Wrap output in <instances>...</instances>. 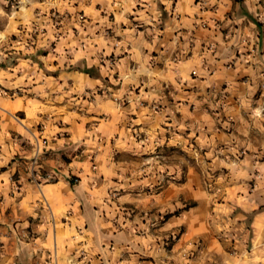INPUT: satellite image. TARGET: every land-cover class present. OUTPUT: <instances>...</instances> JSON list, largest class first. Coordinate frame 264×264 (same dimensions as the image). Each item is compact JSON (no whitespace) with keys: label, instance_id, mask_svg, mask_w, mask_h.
Masks as SVG:
<instances>
[{"label":"crops","instance_id":"obj_1","mask_svg":"<svg viewBox=\"0 0 264 264\" xmlns=\"http://www.w3.org/2000/svg\"><path fill=\"white\" fill-rule=\"evenodd\" d=\"M63 8L72 14L60 40L37 56L48 71L20 63L3 71L2 86L21 92L0 96V264H165L161 251H96V176L117 173L113 153L188 139L206 144L210 168L230 178L224 202L198 194L165 227H184L176 247L200 241L198 251H175L190 258L172 264H264V149L246 150L245 135L248 104L264 94V0H64ZM95 90L92 102L82 96ZM211 109L242 136L217 130ZM34 135L46 139L42 166L56 176L39 186L21 166ZM235 146L244 151L233 169ZM195 174L189 168L184 184ZM224 219L231 243L216 237Z\"/></svg>","mask_w":264,"mask_h":264},{"label":"rangeland","instance_id":"obj_2","mask_svg":"<svg viewBox=\"0 0 264 264\" xmlns=\"http://www.w3.org/2000/svg\"><path fill=\"white\" fill-rule=\"evenodd\" d=\"M63 2L64 0H0L1 97L16 98L18 92H21L18 88L7 89L2 86L3 78L6 80L8 77L5 72L15 64L20 63V70L31 67L30 73L34 70H40V73L48 71L45 69V62L37 56L51 53L55 42L62 36L63 28L72 14L63 8ZM73 14V18L80 24L85 23L86 17L82 13ZM23 59L27 60L22 61ZM84 69L86 68H82ZM94 73L93 69L88 70V74ZM82 96L86 101L92 102L96 98V90L93 94L87 92ZM251 99L248 105L252 107L253 113L246 117L245 135L252 140L246 150L252 152V147L264 149V144H261V140L264 141V94L260 101L254 96ZM152 109L156 110V107ZM211 112L216 119L217 130L223 128L235 138L242 136V132H238L241 129L233 127L234 122L229 116L215 109H211ZM133 128L131 127V137L136 141H143L144 133ZM42 139L45 140V145L38 158V173L39 176H46V180L36 184L28 177L27 164L33 155L35 141L40 142ZM153 141L148 148L113 153L112 156L117 161V173L111 177L107 174L96 176L100 186L96 191V251H161L164 254L160 257L164 258L165 264H172L177 261L175 258L183 261L190 258L185 252L184 255H177L175 251H198L200 241L194 243L195 248L191 250L184 245L176 247L177 238L185 232L184 227L176 225L174 230L165 227H170L176 219L182 217L184 211L197 202L198 194L208 197L212 205L224 202L225 183L230 177L226 175L229 172L227 168H210L209 158L203 154L206 144L188 139L186 142L164 146ZM46 145L45 138L34 135L31 155L24 158L21 165L27 180L36 186L56 179L53 170H46L42 166ZM235 149L234 155H231L232 160L229 161L233 169L236 167L234 161L244 151L241 146H235ZM216 153L223 155L221 152ZM189 168H193L197 174L191 185H185ZM76 179V176L70 174L66 176V180L72 183ZM252 181L247 182V189L252 187ZM220 224L217 239L231 243L234 240L231 225L226 219ZM244 244L250 247L247 242Z\"/></svg>","mask_w":264,"mask_h":264},{"label":"built area","instance_id":"obj_3","mask_svg":"<svg viewBox=\"0 0 264 264\" xmlns=\"http://www.w3.org/2000/svg\"><path fill=\"white\" fill-rule=\"evenodd\" d=\"M152 108H155V106H152ZM45 145V140L42 139L40 142L35 141V148L33 151V155L30 158L28 164H27V169H28V177L35 181L36 184H39V182L46 180V176H39L38 173V158L39 155L42 153V150Z\"/></svg>","mask_w":264,"mask_h":264},{"label":"trees","instance_id":"obj_4","mask_svg":"<svg viewBox=\"0 0 264 264\" xmlns=\"http://www.w3.org/2000/svg\"><path fill=\"white\" fill-rule=\"evenodd\" d=\"M88 70H89V68H88V69L86 68V69H84V70H83V72H85V73H87V74H88ZM89 75H90V74H89ZM70 184H72V182H71V181H70Z\"/></svg>","mask_w":264,"mask_h":264}]
</instances>
